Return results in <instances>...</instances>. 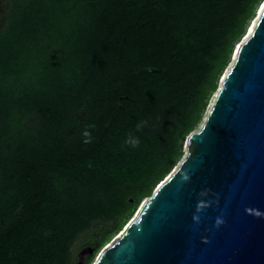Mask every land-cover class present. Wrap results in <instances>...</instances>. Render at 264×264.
<instances>
[{"label": "trees", "instance_id": "16d2710c", "mask_svg": "<svg viewBox=\"0 0 264 264\" xmlns=\"http://www.w3.org/2000/svg\"><path fill=\"white\" fill-rule=\"evenodd\" d=\"M263 1L6 0L0 264L87 245L91 264L182 159Z\"/></svg>", "mask_w": 264, "mask_h": 264}, {"label": "water", "instance_id": "95a60500", "mask_svg": "<svg viewBox=\"0 0 264 264\" xmlns=\"http://www.w3.org/2000/svg\"><path fill=\"white\" fill-rule=\"evenodd\" d=\"M258 10L182 159L94 264H264V7Z\"/></svg>", "mask_w": 264, "mask_h": 264}, {"label": "rangeland", "instance_id": "374dc122", "mask_svg": "<svg viewBox=\"0 0 264 264\" xmlns=\"http://www.w3.org/2000/svg\"><path fill=\"white\" fill-rule=\"evenodd\" d=\"M5 2V3H4ZM8 7H9V4H8V2H6V0H1V2H0V15H3L5 12H6V10L8 9ZM6 14V13H5ZM259 15V14H258ZM3 21H4V17L2 16V17H0V28H1V26L3 25ZM255 21V20H254ZM254 21H252V24L254 23ZM243 39V38H242ZM241 39V40H242ZM233 59H234V55H233ZM231 60H232V58H231ZM214 96V95H213ZM213 96L211 97V99L209 100V103H208V106H207V108H206V112H205V114H204V116L206 115V113H207V111H208V109L210 108V104H211V102H212V99H213ZM201 124V123H200ZM200 126V125H199ZM199 126H198V128H199ZM198 128H196L194 131H197V129ZM193 131V132H194ZM173 171V170H172ZM135 215V214H134ZM130 221V220H129ZM128 221V222H129ZM124 229V227H122V229H121V231ZM121 231H119L114 237H113V239L118 235V234H120V232ZM112 239V240H113ZM111 240V241H112ZM81 241L80 240H77L76 241V243H75V245H74V251H76L77 250V248L81 245ZM107 245H105V246H103V248L104 247H106ZM102 248V249H103ZM101 249V250H102ZM101 250H99V252L97 253V255L94 257V259H93V261L91 262V264H94V261L97 259V256H98V254L101 252ZM93 252V250H92V246L91 245H87V246H85L81 251H78L77 253H76V256H77V259H78V264H83V260H84V256L85 255H87V254H91Z\"/></svg>", "mask_w": 264, "mask_h": 264}, {"label": "clouds", "instance_id": "9594fccd", "mask_svg": "<svg viewBox=\"0 0 264 264\" xmlns=\"http://www.w3.org/2000/svg\"><path fill=\"white\" fill-rule=\"evenodd\" d=\"M147 125V121H142L140 124H138L136 126V130L140 131L143 127H145ZM94 127V125H89L87 128H85V130L81 133L82 137H83V143L84 144H90L92 143V133L90 131V129ZM140 143V140L138 137H136L133 134H129L128 138L125 140V144L130 145L132 147H137ZM194 219H197L194 217ZM223 223V221L221 219H217V226H219V224Z\"/></svg>", "mask_w": 264, "mask_h": 264}, {"label": "bare ground", "instance_id": "6f19581e", "mask_svg": "<svg viewBox=\"0 0 264 264\" xmlns=\"http://www.w3.org/2000/svg\"><path fill=\"white\" fill-rule=\"evenodd\" d=\"M263 7H264V3L261 5V7H260L259 10H258V14H259V15H260V13H261V9H263ZM254 23H255V21H254ZM254 23H253V24H254ZM253 24L249 27L248 32H247V35H248L249 33H251V30H252V26H253ZM235 52H236V51H234V53H233L234 57H235Z\"/></svg>", "mask_w": 264, "mask_h": 264}, {"label": "flooded vegetation", "instance_id": "af4514ba", "mask_svg": "<svg viewBox=\"0 0 264 264\" xmlns=\"http://www.w3.org/2000/svg\"><path fill=\"white\" fill-rule=\"evenodd\" d=\"M0 2H1V0H0ZM5 3V2H4Z\"/></svg>", "mask_w": 264, "mask_h": 264}]
</instances>
